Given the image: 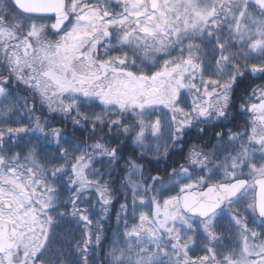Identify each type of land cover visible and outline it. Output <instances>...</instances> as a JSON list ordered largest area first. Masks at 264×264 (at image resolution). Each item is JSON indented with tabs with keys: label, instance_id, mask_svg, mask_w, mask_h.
Masks as SVG:
<instances>
[{
	"label": "snow or ice",
	"instance_id": "1",
	"mask_svg": "<svg viewBox=\"0 0 264 264\" xmlns=\"http://www.w3.org/2000/svg\"><path fill=\"white\" fill-rule=\"evenodd\" d=\"M0 264H264V0H0Z\"/></svg>",
	"mask_w": 264,
	"mask_h": 264
},
{
	"label": "trees",
	"instance_id": "2",
	"mask_svg": "<svg viewBox=\"0 0 264 264\" xmlns=\"http://www.w3.org/2000/svg\"><path fill=\"white\" fill-rule=\"evenodd\" d=\"M236 124H239L241 127L243 126V123H244V120L243 118L241 117L238 121L235 122ZM77 139H79V134H77L76 136ZM164 165H160V167H163ZM150 168L151 167H155V164L153 165H150L149 166ZM119 208V205H116V209L118 210ZM122 227L121 224L118 223L116 217L113 215L111 216L110 220L108 221L106 227H105V233L107 236L111 237L113 235V233L116 232L117 228H120ZM109 229H111V231H109Z\"/></svg>",
	"mask_w": 264,
	"mask_h": 264
}]
</instances>
